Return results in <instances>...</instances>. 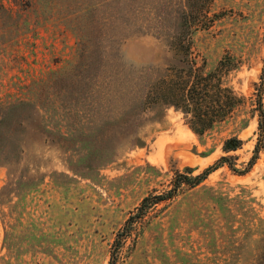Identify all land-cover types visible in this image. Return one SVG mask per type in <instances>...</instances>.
<instances>
[{
    "label": "rangeland",
    "instance_id": "1",
    "mask_svg": "<svg viewBox=\"0 0 264 264\" xmlns=\"http://www.w3.org/2000/svg\"><path fill=\"white\" fill-rule=\"evenodd\" d=\"M172 42L208 69L234 56L264 110V0H0V264H264L262 150L130 218L176 170L244 168L259 137L248 103L202 142L141 105Z\"/></svg>",
    "mask_w": 264,
    "mask_h": 264
},
{
    "label": "trees",
    "instance_id": "2",
    "mask_svg": "<svg viewBox=\"0 0 264 264\" xmlns=\"http://www.w3.org/2000/svg\"><path fill=\"white\" fill-rule=\"evenodd\" d=\"M170 49L178 56L177 64H168L160 75L147 84L144 99L140 102L145 109L161 106L164 109L172 107L179 111L184 124L202 142L203 137L219 125L236 118L248 103L249 115L253 117L256 112L258 115L259 137L254 145L253 154L244 168H236L233 156L225 155L199 174H192L194 169L187 166L183 171L176 170L171 180V187L160 194L143 197L136 208V214L130 218H138L149 206L172 198L181 185L194 187L200 184L222 164L227 165L235 173L244 174L250 170L259 152L264 151V110L260 93L262 85L258 88L255 100L236 90L231 77L237 72L240 64L229 53H225L213 67L208 69L205 60L198 63L197 58L192 55L189 42H172ZM247 125L248 118H242L237 128L243 129ZM242 144L243 140L233 135L223 140L221 149L224 153H228L238 149Z\"/></svg>",
    "mask_w": 264,
    "mask_h": 264
}]
</instances>
